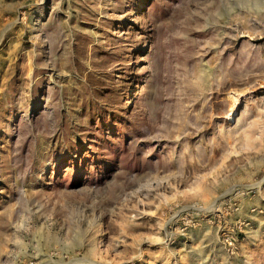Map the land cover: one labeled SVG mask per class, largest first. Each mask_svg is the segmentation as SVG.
Returning <instances> with one entry per match:
<instances>
[{"label": "rangeland", "instance_id": "1", "mask_svg": "<svg viewBox=\"0 0 264 264\" xmlns=\"http://www.w3.org/2000/svg\"><path fill=\"white\" fill-rule=\"evenodd\" d=\"M0 264H264V0H0Z\"/></svg>", "mask_w": 264, "mask_h": 264}]
</instances>
